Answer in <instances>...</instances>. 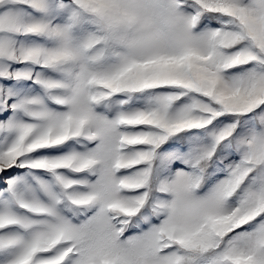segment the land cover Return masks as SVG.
I'll list each match as a JSON object with an SVG mask.
<instances>
[{
	"label": "snow or ice",
	"instance_id": "6c2138e0",
	"mask_svg": "<svg viewBox=\"0 0 264 264\" xmlns=\"http://www.w3.org/2000/svg\"><path fill=\"white\" fill-rule=\"evenodd\" d=\"M0 264H264V0H0Z\"/></svg>",
	"mask_w": 264,
	"mask_h": 264
}]
</instances>
